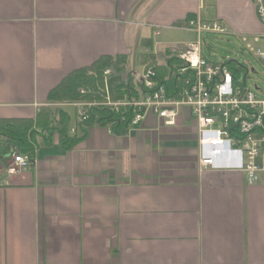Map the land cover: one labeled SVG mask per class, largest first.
I'll list each match as a JSON object with an SVG mask.
<instances>
[{"label": "crops", "instance_id": "1", "mask_svg": "<svg viewBox=\"0 0 264 264\" xmlns=\"http://www.w3.org/2000/svg\"><path fill=\"white\" fill-rule=\"evenodd\" d=\"M255 1L0 0V119L34 118L66 75L101 56L157 57L162 31L191 19L257 35ZM169 50L156 62L168 71ZM146 66L131 71L136 90ZM105 81L112 102L127 101ZM62 110L70 130L75 111ZM196 139L185 116L173 128L148 117L121 136L94 125L69 150L57 133L37 136L27 169L7 175L0 161V264H264V184L199 174Z\"/></svg>", "mask_w": 264, "mask_h": 264}, {"label": "built area", "instance_id": "2", "mask_svg": "<svg viewBox=\"0 0 264 264\" xmlns=\"http://www.w3.org/2000/svg\"><path fill=\"white\" fill-rule=\"evenodd\" d=\"M254 8L257 22L264 30V0H256ZM186 28L196 34L195 42L183 45L178 53L169 50L165 58L169 74L162 81L153 66H146L141 74L135 75L139 83L136 100L112 102L105 89L106 100L102 102L56 105L75 111L76 122L69 134L73 135L76 126L88 119L92 107H110L114 112L120 106L130 107L133 116L130 125L135 128L148 117L161 120L163 127L173 128L177 118L185 116L196 131L199 174L207 170L233 171L241 173L247 185L264 184V88L254 85L251 89L244 78L235 79L230 67L232 61L216 63L202 55L201 33L226 34L218 22L191 19L186 22ZM153 36L159 33L153 32ZM238 37L261 64L264 75V31ZM109 74L110 69H105L103 79ZM8 159L7 175L17 174L32 164L31 158L16 149Z\"/></svg>", "mask_w": 264, "mask_h": 264}, {"label": "trees", "instance_id": "3", "mask_svg": "<svg viewBox=\"0 0 264 264\" xmlns=\"http://www.w3.org/2000/svg\"><path fill=\"white\" fill-rule=\"evenodd\" d=\"M140 44L143 47H150L151 41L142 40ZM150 59L155 58L150 56ZM127 62L128 58L124 55L101 56L90 66L73 70L66 75L57 86L49 91L47 105L40 107L34 118L0 119V161L5 162L13 149H17L19 153L26 154L32 159L36 137L39 135L43 136L44 142L47 143L51 135L57 133L61 138L60 146L63 150H69L82 141L86 136L87 128L94 125L110 126L115 135H123L133 118L130 107L120 106L117 112L110 107H92L88 110V119L76 127L73 135H69L68 114L52 105L78 101H102L105 95L103 71L109 68L117 73L122 72ZM172 62L176 61L172 59ZM154 64L158 78L162 81L169 71L155 61ZM117 89L119 91L122 89L129 101L138 98L132 72L127 75L125 83L117 86ZM80 90L83 94L79 93Z\"/></svg>", "mask_w": 264, "mask_h": 264}, {"label": "rangeland", "instance_id": "4", "mask_svg": "<svg viewBox=\"0 0 264 264\" xmlns=\"http://www.w3.org/2000/svg\"><path fill=\"white\" fill-rule=\"evenodd\" d=\"M261 30L262 32L264 31L262 27ZM157 39L159 42H162L165 45H155L153 53H156L157 57L153 56L155 58L154 60L149 59L150 54L148 56H144L138 54L139 52L135 53L132 51V53H130L128 56V63L126 64L124 70L119 73L112 71L111 74L106 77V88L112 93H115L116 86L120 80L126 79L127 72H131L133 70L140 72L142 63L147 64L149 62L150 64H154V61H158V63L161 62V60L164 58L162 52L165 48L178 51V49L183 47V45L195 42L197 36L192 30L185 27L169 28L164 29L161 36L156 38V40ZM199 39L201 42L202 55L206 59L216 63L232 61L230 67L235 79L242 81L244 78V83L251 89H253L254 85L264 88L263 68L261 64L244 48L238 36H234L229 33L216 34L203 32L200 34ZM156 40L153 42V44L156 42ZM258 46L261 45L258 44ZM141 51L144 52L143 49ZM250 68H252L255 73H252ZM105 100L106 98L104 95L102 101ZM69 112V114L72 116V112L70 110ZM181 121H183V116H181L180 119H177V122ZM189 125V123H185L184 126L187 127Z\"/></svg>", "mask_w": 264, "mask_h": 264}]
</instances>
